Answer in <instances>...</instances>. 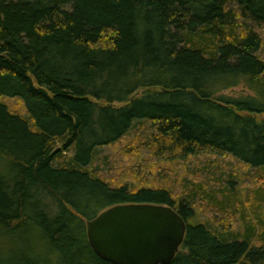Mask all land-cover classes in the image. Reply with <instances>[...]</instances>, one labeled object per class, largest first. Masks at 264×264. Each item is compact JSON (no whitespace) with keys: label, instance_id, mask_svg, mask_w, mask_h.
I'll return each instance as SVG.
<instances>
[{"label":"trees","instance_id":"obj_1","mask_svg":"<svg viewBox=\"0 0 264 264\" xmlns=\"http://www.w3.org/2000/svg\"><path fill=\"white\" fill-rule=\"evenodd\" d=\"M119 205L184 220L171 264H264V0H0V264H109Z\"/></svg>","mask_w":264,"mask_h":264},{"label":"water","instance_id":"obj_2","mask_svg":"<svg viewBox=\"0 0 264 264\" xmlns=\"http://www.w3.org/2000/svg\"><path fill=\"white\" fill-rule=\"evenodd\" d=\"M185 233L184 220L160 205L114 206L86 222L89 246L109 264H171Z\"/></svg>","mask_w":264,"mask_h":264},{"label":"rangeland","instance_id":"obj_3","mask_svg":"<svg viewBox=\"0 0 264 264\" xmlns=\"http://www.w3.org/2000/svg\"><path fill=\"white\" fill-rule=\"evenodd\" d=\"M248 91L243 89V88H237L234 89L232 91H229L227 93V95L231 96V97H239L241 95H245L247 94ZM140 93H138L137 95H139ZM7 104L9 105V107L11 109H13L14 111H17L20 107V103L15 101V100H11L8 101ZM122 145H114L111 146L109 148L106 149V154H109L111 156V159H113L112 161L114 162L113 165H117L116 159H119V157L122 156ZM217 161L220 162L223 166L222 169H228V168H235V170H239L238 164L236 162H234L233 160L229 159V158H224L223 160H216L213 158H204V159H200V160H194V159H190L189 162L182 164L179 163L177 165H172V166H166V172L168 175V180L167 182L163 183L165 186H172L175 188V196L178 197V195L180 194V181L183 183L184 180H193V181H202L201 179H203V176L201 174L202 172V166L204 164L207 163V161ZM111 161V162H112ZM200 164V165H199ZM131 162H127L126 165H119L117 166V168L122 167L124 169V171L127 170H131L132 166ZM112 166V164H111ZM122 168L117 169V171L115 172L116 175H112V170H111V174L110 176H116L117 182H119L123 176V173L120 172L122 170ZM228 171V170H226Z\"/></svg>","mask_w":264,"mask_h":264}]
</instances>
